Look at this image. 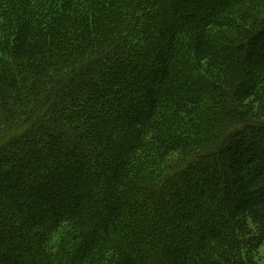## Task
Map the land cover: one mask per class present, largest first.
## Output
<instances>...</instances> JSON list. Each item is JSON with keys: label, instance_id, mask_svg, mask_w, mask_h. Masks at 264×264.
<instances>
[{"label": "trees", "instance_id": "16d2710c", "mask_svg": "<svg viewBox=\"0 0 264 264\" xmlns=\"http://www.w3.org/2000/svg\"><path fill=\"white\" fill-rule=\"evenodd\" d=\"M0 50V264H264V0H0Z\"/></svg>", "mask_w": 264, "mask_h": 264}, {"label": "rangeland", "instance_id": "374dc122", "mask_svg": "<svg viewBox=\"0 0 264 264\" xmlns=\"http://www.w3.org/2000/svg\"><path fill=\"white\" fill-rule=\"evenodd\" d=\"M1 52V50H0ZM57 241L56 243H54V246L51 248V251L54 253L56 251V246L57 245ZM259 260L261 263H264V247H261L260 251H259Z\"/></svg>", "mask_w": 264, "mask_h": 264}]
</instances>
